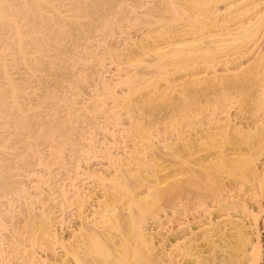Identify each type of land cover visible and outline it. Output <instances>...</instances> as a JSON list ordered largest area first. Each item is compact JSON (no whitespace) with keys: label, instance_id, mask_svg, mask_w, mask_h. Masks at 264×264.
Segmentation results:
<instances>
[{"label":"bare ground","instance_id":"bare-ground-1","mask_svg":"<svg viewBox=\"0 0 264 264\" xmlns=\"http://www.w3.org/2000/svg\"><path fill=\"white\" fill-rule=\"evenodd\" d=\"M154 1L155 0H152V3L149 0V3L146 4L147 2L145 0H0V117L6 118V116H14V120H17L18 117L16 116H19V119L16 121L18 124H16L11 117L10 119L13 120L14 125L8 121V127L12 125L14 126L12 129L18 130L17 128H19V131H16V133L19 134H17L18 136L15 131H10L11 127L9 130L7 125L5 126L4 122L7 121L3 119L0 120V130L3 129L5 132V134H3V131L2 133L0 132V200H2L3 197H9L8 194L10 193H16L17 198L20 196L19 193H21V190L19 191L17 187L19 185L17 183L15 184L16 181L7 174V170L9 167L10 169L12 168L11 166L16 160L17 162H15V164L20 168L19 170H21V168L25 169L24 165L26 164V158H23V156H25L23 154L24 148L25 144H28L27 140L31 137V132L35 129L36 125L35 124L33 128V124L30 122L35 119L31 120V118L33 115L35 116L37 112L40 113V111L45 109L47 105L46 103L35 102L36 98L29 101L31 98L28 99V94L29 92L31 93V91L28 92L27 89L29 90L37 87L36 90L39 88L40 92V95H36L38 96L37 98L41 99L44 97L45 99L52 98V100H56L57 96H60L57 92L62 94L61 91H59L62 86L61 83L63 81L69 82V80L80 73V70L71 71V69H73L72 66L74 67L75 64H79L82 60L84 61V59L85 62L86 59L90 61V63L86 62L89 63V65L92 63L91 59H96L98 64L93 62L94 67L96 66L97 68L99 65V68L101 66L103 67V63L108 57L110 60H114L113 62L116 61L117 63H115L118 66V63H123V61H121L122 59L126 60V57L128 59V57L130 58L132 56V59L136 60L134 57L143 54L140 52L145 53V49L148 51V49L150 50L154 47L159 53H154L156 56H150L152 60L149 59L148 65L146 66L145 64L146 67H140L141 69L135 70L136 72H134V74L130 72L131 74L126 73V75L121 76V74L118 73L120 74V85H133V82L137 83V81L142 82L143 80L152 79L154 74H161L162 71L168 70L166 74H169V71L171 73L176 69L177 71H182L181 69L184 71L186 68L188 72L186 70L185 72L187 74L180 77L181 79L179 78V82L176 79V85L180 84L182 87H186L184 89L180 85H177L176 87H180L177 88L178 90L182 88V90H185L183 93H188V91H190V94L188 93L189 96L192 94L195 95L193 98L191 96L192 99L188 98L189 100L184 104L186 107L190 106L191 108L192 106V108H197L198 113L200 108V106L198 108L200 104V100H198L200 98L199 96H205V98L206 96L214 97L220 95V93H222L223 96V92H225L228 100H226V102L229 104L226 105V107H229H227L225 111L222 110L223 108H217L219 110L216 109V112L212 110L206 117L204 116L205 119L207 118V123L205 122L207 125H205L206 128L208 124L212 127L211 129L210 127L206 129L204 126V129L202 128L203 131L205 129L208 130L205 131V134L196 132L193 138H188L189 136L187 135V137L180 129V132L177 131L179 133L177 134L179 136H177V142L175 141L174 143L173 141L170 142V136H168L172 131L167 134L165 133V139H161L163 140V145L160 141H157L158 139H155L157 144L159 142V144L162 145V148L158 147L160 145L154 143L156 146H154L155 148L150 146V154H148L149 152L147 150L145 151V149V152L141 154L138 152V156L143 154L145 158H142L144 156H140V158L135 156L136 152L134 156H132L130 151L127 150L129 147H126V149L124 146H121L125 148L123 152L127 150V153L123 154L121 149V154L116 149H119L120 146L118 145L119 147H117L116 145L118 143L116 144V142L113 141L112 146L116 144L114 145L116 149L115 152L114 148L111 149L110 143L108 144L102 142V140H98L93 143L94 145L91 147L93 151L88 149L94 154H98V156L97 154L95 156L98 158L101 157L102 160L104 159V161H106L104 164H100V166L97 165V167L92 165L89 166V164L84 166L82 165V160L85 159L83 156L85 155L86 158L89 157L91 159L92 155L91 157L88 156L91 152H86V150L80 151L81 149L79 148H77L79 150L76 149L75 151L76 143L75 145L73 144L74 146L70 144V148L72 147L74 149L76 155L80 153L79 155L81 158L77 155V159H69V162H65L67 167L63 164L64 161L62 160V164L65 168L59 166L64 169L62 171L63 178H59L61 174L59 169V172H57V174L59 173V175H57L58 179H55V174L52 177L49 175V178L55 177L53 178L56 180L55 182L51 179L54 183L47 179H45V182L43 179L44 176L42 177V175H37L38 178L34 176L37 178L36 180L40 177L44 182L39 180L38 183L42 182L47 187L46 189L42 187V192L38 191V193L40 192L42 194H39L40 199L41 196H46L45 198L43 197L45 202H55L56 199L58 200L60 194L62 196V193L65 192L70 194L68 195L71 200H69L68 204H71L78 215L76 216L79 220L78 224H76L77 227L76 229L71 227L73 230L71 231L70 229L68 235H63L61 230L63 228L60 227L61 223L56 219L57 212L49 210L51 208L54 209V203H52V207L46 205L49 208L46 207L43 211L48 209L50 212L54 211L55 214L52 212L51 218L50 213L48 215L47 211L45 212V217H47V215L49 216L45 218L47 219V225L45 224V226H43L46 229H41L42 232L40 233L39 231L38 233L40 234L38 235L30 234L32 236L29 237L31 238V242L29 243H33L31 245L29 244L28 249L26 248V244H28L26 243L27 241L24 243L22 239L20 241L26 246L22 249V251H24L20 252V248H23V244H20L21 242L18 241L22 247L20 246V250L15 247V249L18 250V252L16 251L18 256L15 255V251H13L12 256V250L6 249L9 245L6 244V247V245L1 242L3 239L0 241V245H2L0 250L3 247H6L5 249L7 250L6 252L1 250L2 254L3 252L6 254L10 251L11 253H9L11 256L17 259L13 261H18L21 264H264V243L262 244L264 240H260V226L264 219V0ZM150 4L154 7L149 8L150 6H146ZM145 6L146 9L148 7V10H146V12L145 10L144 12H140L139 9ZM132 17L136 18L132 19ZM152 19L157 20L154 22ZM132 20L134 22L142 20L140 23L144 24L143 26H148V30L144 28L146 31L150 32H146L141 38L137 37V39L134 38V40L132 39L131 41L128 39L131 44L127 43V45L125 43V47L123 44L124 41L119 42L117 36L122 33L120 31V27L124 26L122 22H127L124 24L128 25L129 23L130 25V23L132 24L133 22ZM137 23L139 24V22ZM155 24L156 28L158 24L161 29L158 28L161 32L157 31L158 36L160 35L157 37L159 39L156 38L157 40L154 37L152 38L153 31H151L154 29L151 27H154ZM124 27L126 28V26ZM187 31L193 34H188ZM196 33L200 38H197ZM187 34L190 35L191 38L185 37L184 39L183 36H187ZM122 35L119 37L122 38ZM150 38L154 43H152V46H149L147 41L148 39L150 40ZM92 40H95L97 43L95 41L92 42ZM113 40L114 43L111 42ZM90 42L92 44H90ZM161 42L162 44H159ZM120 43L124 47H118V45H121ZM92 50L93 52L95 50L97 53L95 52L94 55L91 53ZM86 56L90 60H88ZM93 56L95 57L93 58ZM139 59H141V57L137 58V60ZM129 61H124L123 64L125 65ZM85 62H83V64ZM131 62L133 61L131 60ZM11 68L19 69V71L21 69L22 73L20 74L19 72L20 77H14L15 74L11 73ZM117 68L116 72L117 70L119 72L121 65L120 68L119 66ZM127 70L129 69L127 68ZM106 71L107 70L103 68H99L95 72V75H97L96 81L98 79L97 82L100 81L101 83L104 80ZM162 74L164 75V73ZM166 74L164 78L169 76H166ZM81 78L80 82L83 80V78L82 80ZM170 78L169 80L165 79V82H167L166 80L171 82L173 78ZM161 79L162 78L159 80ZM49 80L52 81H50V84L52 83L51 86L48 83ZM115 81L119 82L117 80ZM174 82H171V86H175L174 84L172 85ZM28 83H34L36 85L34 86L33 84V87H31L32 85L27 86ZM108 83L109 82H107V84ZM57 86L60 87L58 88ZM49 88L52 89V92H49L51 91ZM162 88L163 87H161V89ZM103 89H105V85ZM108 89L107 91H109ZM129 89L128 91H130ZM173 89L176 91L175 87ZM107 91L105 94L112 97L110 91L112 95L114 91L110 90L108 94ZM132 91H134V89ZM166 91L165 88V92ZM65 95L66 94H64L63 97ZM121 96L123 97V95ZM60 97H62V95ZM141 97L142 100L145 101L144 99L146 98H144V96ZM210 98L207 99L210 100ZM32 101L35 103H32ZM62 102L63 101H60V99L58 102L55 101V103H53L51 115L48 113L50 117L47 119L46 114V119H41L43 121L37 124L40 125L43 130L41 129L40 131L42 133H35V135L37 134L40 140V137L44 136L42 139H44L45 143H43L46 144V142L48 143L50 141L52 145L49 144V146H53L54 142L55 145L62 142L65 147V145H69L68 142L71 140L69 139V131H66L69 137L67 138L65 135L66 132L64 130H66L67 127L65 129L64 126L62 127V124L67 126L70 121L67 122L68 119L65 117V119H67V124L63 121L64 124L62 119H59L61 113L63 114L60 110L63 108H60V106L58 107V105ZM121 102L126 103L125 100ZM160 102L162 103V101ZM64 103L67 105L66 101ZM102 103L103 102H101V104ZM141 103L139 102V104ZM164 103L166 104L167 102ZM71 104L69 103L70 106ZM95 104H92V106ZM177 104L176 102L175 105ZM74 105L76 104L74 103ZM68 106L67 108H69ZM130 107L132 108V106ZM33 108L38 111H35L36 113L32 115L30 111H32ZM124 108L126 109L127 106ZM79 109L81 110L82 108ZM133 109L135 110V108ZM138 109L139 108L136 110L138 111ZM70 110H73V108ZM119 111L118 113H120ZM197 113L196 109L191 111L190 116L192 118L194 116L196 119L193 121V119L190 118L189 122H192L191 126L189 125L190 129L193 126L194 128L196 127L195 129L201 128L203 126L202 124H204V117L202 119L199 117L197 118ZM184 116L186 117H183V119L189 118V112L187 115L184 114ZM61 117L63 118L64 115H61ZM2 120L4 122H2ZM202 120H204L203 123ZM36 122L37 121H35V123ZM136 122L138 123V121ZM189 122L188 124H190ZM71 124L72 123L69 125ZM128 124H130L129 121ZM188 124L186 126H188ZM15 125L18 127L15 128ZM72 125H74V122ZM133 125L135 124L133 123ZM186 126H184V129ZM122 127L124 128L125 126ZM76 128L77 127H74L73 129ZM126 128H128V126ZM186 130L188 131V129ZM38 131L37 129L36 132ZM130 132L131 131H127L126 133L133 137L135 133L133 135L131 132V135ZM13 134L15 135V141L13 139L12 143H10L9 139L10 136L13 137ZM41 134L44 135L41 136ZM145 134L143 133V135ZM136 136L137 135L134 136L135 138L133 137L134 139L132 137H130V139L133 140L134 145L131 143L132 146L134 148L136 147L135 149L137 150L139 144L135 146V143H137L135 139H139V137ZM58 140L59 142L56 143ZM203 140L205 144L206 142L208 143L206 145L202 144V148L201 143H203ZM139 141L142 142L141 139H139ZM123 142L126 143V141H122V143ZM62 143L61 145H63ZM154 144H152V146ZM143 145L145 144L143 143ZM57 146L58 145H56V147ZM53 147L51 149H53ZM58 147L56 149L54 148L55 150L53 151L59 154L62 147L61 149L60 145ZM148 147L149 145H146V147L144 146L146 149ZM13 148L20 150V152L23 148V153L14 151L13 154L11 153ZM67 148H69V146ZM160 148L162 150L164 149L163 152L161 151L163 154H161ZM8 149L9 152H6ZM73 149H70L71 153L69 151L70 158L74 153H72ZM156 149L159 150L160 154L157 155L158 152H154ZM37 151L35 155L37 154L38 156L39 150L37 149ZM53 151L52 155L57 154L55 152L53 153ZM32 152L34 153V150ZM40 152L42 153L43 151ZM61 154L60 152L58 157H56L57 155H55V157L53 156L56 161L53 160V157L50 158L52 162H55L54 164L60 162L61 159H59V156H61ZM145 154L148 155L147 157L150 155V157L147 158ZM40 156H43V154ZM62 156L60 158L63 159ZM206 156L210 157L211 161H215H213L212 166L206 164V160H208ZM97 157L95 158L97 159ZM80 159L82 160L80 161ZM157 159H163L162 162H165V165L162 167L160 166L159 169H162V175L165 177L163 179H165L166 182L169 181L167 184L168 186L166 185L167 187L163 190L157 188L159 183L156 184V181V183L151 182L146 178L148 176H153L151 177L153 179L156 177L157 172L154 162ZM86 160H88V158ZM85 162L87 163L90 161ZM35 163L37 164V162ZM45 163L42 162V166L46 165L43 167L47 168V164ZM28 167L30 166L28 165ZM48 168H51V166ZM53 168L54 166L52 169ZM52 171L48 173L51 174ZM56 171L54 170L53 173ZM160 171L161 170H159V172ZM21 174H24L23 170ZM30 174L32 175L33 173ZM24 176L29 177L26 173ZM46 176L48 177V174ZM35 177L32 179L30 176L29 178L33 181ZM87 179H91L95 183L94 185H97V188L99 185L102 195L101 198H99L100 200L96 201L94 205L86 207L85 200H87V198L85 199V191H87V186L83 187L82 183H87ZM149 182H151L150 184L152 185L147 187V183ZM136 183L138 185L140 184L139 186L142 187L144 186L142 185L143 183L147 184V188L145 187L144 191L142 193L140 192V195L134 193V189H138ZM36 185L34 187H36ZM62 189L66 191L60 193ZM23 190L24 189H22V191ZM25 191L26 190L22 192L24 194L20 199L24 198V195L25 197L27 196L28 190L26 191L27 193ZM124 194L129 196L125 202H123ZM31 196L32 195H30L29 198ZM39 196L37 195V198L36 196H32L33 198H31L32 200L35 198L36 201V199L39 200ZM88 197L90 198V196ZM32 200L30 199V201ZM35 201L31 202V207H29L28 204L30 209L33 208L32 206L36 203ZM40 201L41 200H39V203ZM56 203L55 205H57ZM2 205L1 201L0 208ZM58 205H60V203H58ZM42 206L40 207L41 210ZM27 209L26 211H28ZM1 211L2 209L0 212ZM32 211H34V209H32ZM124 211H126V213ZM127 213L128 215H126ZM37 218H35V221H37ZM149 221H151L152 224H150ZM5 227L6 225L1 229H5ZM28 228L29 225L27 229ZM11 231L12 230H10V232ZM12 232L15 234L14 231ZM26 235L28 234L26 233ZM13 236L14 235H12V238ZM11 241H9V248H11ZM14 241L15 240H13L12 245H17V247H19L18 242L15 241L17 243L15 245ZM3 256L2 258H6L7 255ZM9 256H7L6 260L9 259L12 261L11 258H8ZM5 258L0 261L1 264L2 262L5 264ZM10 261L8 262L9 264Z\"/></svg>","mask_w":264,"mask_h":264},{"label":"rangeland","instance_id":"rangeland-1","mask_svg":"<svg viewBox=\"0 0 264 264\" xmlns=\"http://www.w3.org/2000/svg\"><path fill=\"white\" fill-rule=\"evenodd\" d=\"M147 3L146 4H148L149 2V0H145ZM157 0H155L154 2H156ZM150 2H152V0H150ZM153 3V2H152ZM151 3V4H152ZM151 4L150 5H146V6H150L149 8H153L154 6H151ZM155 4V3H154ZM153 4V5H154ZM146 6L144 7V8H142V9H139V11L140 12H144V10H145V12H146V10H148V7H147V9H146ZM168 15V14H167ZM136 16H137V14H136ZM140 16V15H139ZM134 17H132V19H133ZM136 18V17H135ZM134 18V19H135ZM154 19H152V21H153ZM155 20H157V19H155ZM155 20H154V22H155ZM133 21V20H132ZM142 21V20H141ZM141 21H137V22H139V24L135 21H133L132 22V24L130 23V25H129V23H128V25L127 24H124V23H127V22H122V24L124 25V26H126V28L124 27V26H122V24H121V26L122 27H120V31L122 32L121 34H119V36H121L124 32V34L122 35L123 37L121 38V37H119V36H117L118 37V41L119 42H123V44L125 45V47H126V44L127 43H130V41L133 39L134 40V38L135 39H137V37L139 38H141V36L142 35H144L146 32H150V31H146V30H148V26H143L144 24H142V23H140ZM146 28V30H145V28ZM125 28V29H124ZM153 30H151V31H153V34H152V38L154 37L155 39L157 38V37H159L158 36V32L157 31H159V32H161L160 30V28H159V26H158V24H157V28H156V24L154 25V27H151ZM158 28L160 29V30H158ZM155 29H156V31H155ZM123 30V31H122ZM156 33H155V32ZM187 33H188V31H187ZM10 34V33H9ZM8 34V35H9ZM156 34V35H155ZM160 34H162V33H160ZM188 34H193V33H188ZM187 34V36H189V37H187V36H183L184 37V39H185V37L186 38H191L190 37V35H188ZM10 36V35H9ZM193 36H195V35H193ZM196 36H197V38L199 37V35L196 33ZM126 37V38H125ZM200 38V37H199ZM96 39V38H95ZM99 39V38H98ZM123 39H125V40H123ZM128 39L130 40V41H128ZM157 39H159V38H157ZM156 39V40H157ZM95 41V40H94ZM93 40H92V42H94ZM148 41V43H149V46H152V43H153V41H152V39L150 38V40L148 39L147 40ZM147 41H146V43H147ZM159 41V40H158ZM96 42V41H95ZM111 42H113L114 43V40L113 41H111ZM160 42V41H159ZM97 43V42H96ZM126 43V44H125ZM90 44H92L91 42H90ZM93 44H95V43H93ZM121 44V43H120ZM131 44V43H130ZM129 44V45H130ZM151 44V45H150ZM154 44V43H153ZM159 44H162V42L161 43H159ZM116 45V44H115ZM118 45V44H117ZM128 45V44H127ZM121 46H123L122 44L119 46L118 45V47H121ZM148 46V47H149ZM155 46V45H154ZM115 47V46H114ZM124 47V46H123ZM155 47H157V46H155ZM95 48V47H94ZM151 48V47H150ZM93 49V48H92ZM100 49H102V48H100ZM100 49H99V51H100ZM121 49V48H120ZM153 49V50H152ZM154 47H152L150 50L148 49V51H146V49H145V53L144 52H140V53H143V54H140V56H137V57H134V58H136V60L135 59H132V56L129 58L128 57V59H127V57H126V60H121V61H123V63H124V61H126L127 62V60L129 61L128 63H126L125 65L122 63V64H119L118 63V66H119V68H120V65H121V68L119 69V72H118V70H117V72H116V69H118L117 67V62L115 63V62H113L114 60H110V58H106V61H104V63H103V67L101 66V67H99V68H103L104 70H107L106 71V73L104 74L105 75V77H104V80L100 83V81L99 82H97L98 81V79H97V81H96V76L97 75H95L96 73V71L99 69L98 68V66H97V68H96V66L94 67V63H97L98 64V61H96V59H91L92 61V65L90 66L89 65V63H90V61H87V59H86V62H89V63H86L85 62V59H84V61L83 62H85L84 64H83V62L81 61L79 64H75V66L73 67L72 66V68L73 69H71V71L72 70H75V71H79L80 70V73L77 75V73H76V77H78L79 75H82V76H79L78 78H76V77H73V79H71V80H69V82L67 81V82H65V81H61L60 83H61V87H60V90L59 91H61V93L62 94H60L59 92H57V94L58 95H62V97H63V95L64 94H66L64 97H63V99H62V97H60V96H57V98L56 97H53V98H56V100L55 99H53L52 100V98H41V99H39V98H37L38 96H36L37 94L38 95H40V92H39V88L36 90V88L37 87H34V89H27V91L29 92V91H31V93L29 92V94H28V92H27V94H28V99H30L29 101H31V100H34L35 98H36V100H35V102H41V103H46L47 105L45 106V109H43L42 111H40V113L39 112H37V114L39 115V117H38V115L37 114H35L36 112L35 111H38V110H35V108H33V110L32 111H30V113L33 115V114H35V116L33 117L32 116V118H31V120L32 119H35L34 121L32 120V122H30V123H32L33 124V128H34V125H35V131L34 130H32V132H31V137L27 140V142H28V144H25V148H26V151H25V148H24V153H23V148L21 149L22 151V153L26 156H23V158H26V164H27V166H26V164L24 165L25 167V169H26V171H25V169H22L21 168V170H19L20 168L19 167H17V164H15V162H17V160L16 161H14V163L12 164V168L11 169H13V170H11L10 169V167H9V169L7 170L8 172H7V174H9L11 177H13L12 179L13 180H15L14 182H15V184L17 183L19 186H17L18 187V189H19V191L22 193V192H24V190H28L27 192H28V194H27V196L25 197V195H24V198H21L20 199V197H23V194L24 193H22V196H21V193H19L20 194V196H18V198H17V195H16V193L14 194V193H10V194H8L9 195V197H3V199L2 200H0V202L2 201V206H1V208H0V210L2 209V211L0 212V215H2V216H0V241L2 242V243H4L5 245L7 244V245H9L10 246V242L9 241H11L13 238H15V239H13V240H15V241H20V240H22L23 239V241H24V243L26 242V243H28V244H26L27 245V247L24 245V243H22L21 241V243L20 242H18V245H19V247H17V243L14 241V243H15V245L16 246H14V245H12V243H13V240L11 241L12 243H11V248H9V246L7 247V245H6V249L7 250H9L10 249V251L12 252V256H13V251H17L18 252V250H20V252H23L22 251V249H24V247H26L27 249H28V246H29V242H31L30 240H31V238H29V237H31L32 235H30V234H35V235H38V234H40L42 231H41V229H46V228H44L43 226H45V224L47 225V219H45V218H48L49 216V213H50V217L52 218V212H57L56 213V219L59 221V223H61V228H63V229H61L62 230V234L63 235H68L69 234V231H70V229H71V231L73 230L72 228H74V229H76V224H78V219L76 218V216H78L77 214H76V211L74 210V208L71 206V204H68L69 203V200H71V198H69L70 196V194L69 193H62V196H61V194H60V196L58 197V200L56 199V201H57V203H56V201L55 202H53V201H50L49 203H50V205H49V203H48V201H46L45 202V197L46 196H41V199H40V196H39V194H41L40 192H42V190H43V188H47L46 187V185L44 184V183H42V182H44L45 181V179H47L48 181H50L51 179L52 180H54L53 178H55V179H58L57 178V175H59V173L57 174V172H59V170H60V175H59V178H63V168H65V166L67 167V165H66V163L65 162H69V159H72L73 160V158H74V160L75 159H77L76 158V156L77 155H79L78 153H77V155H76V152H74V149L71 147L70 148V144H71V146L74 144L75 145V143H76V148H75V151H76V149L77 148H79V149H81L80 151H83V150H86V152H91V151H93L92 149H91V147L94 145L93 143H95V142H97L98 140H102V142H106V143H110L111 145V149H115V147H114V145H116L117 143V147H119L120 146V148L118 149V148H116L117 149V151L118 152H120L121 153V149H122V152H123V150L126 148V147H129L127 150L128 151H130V154H132V156H134V153L136 152V154H135V156H138V152L141 154V153H143V152H145L146 150L149 152L148 154H150V152H151V147H154V146H156L154 143H156L157 144V141H160V143L162 144V141L165 139L164 137H166V136H164V135H166L167 133H169V132H171V133H169V135L168 136H170V142H174L175 143V141H176V139H178L177 138V134H179L177 131H179L180 132V129H181V131H183L185 134H186V136L188 137V138H193L194 136H195V133L196 132H201L202 134H205V131H208V130H206L208 127H210V129L212 128L211 126H209V124H208V127L206 128V123H207V118L205 119V117H206V115H208L209 113H211L212 112V110H215V112H216V109L217 108H219V109H222L223 111H225V109L227 110V107H229V106H227L226 107V105L228 104V102H226V100H227V96H226V94H225V92H223L224 93V95L222 96V93H220V95H221V97H220V95H217V96H214L215 97V100H214V97L213 96H206V98H205V96H203V97H201V96H199V97H197V98H199L198 100H200V104L198 105V108H199V106H200V108H199V114L197 113V108H192V106H191V108H190V106L188 107H186L184 104H186V101L187 100H189L188 98H191V96H192V98L193 97H195V95L194 94H192V95H188V93L190 94V91H188V93H186V92H184L183 93V91H185V90H182V88H186V87H182V85H180V84H177V85H180L182 88L180 89V90H178L177 88L179 87H176L177 85H176V82L178 81L179 82V80L181 79L180 77H183V76H185V74H187L186 72H185V70L187 71V69L185 68V70L183 71V69H181L182 71H180V70H178L177 71V69L175 70V71H173L172 73L169 71V74H166V72L168 73V70H166V71H162V73H164V75L162 74H158V73H156V75L154 74L153 75V77L155 78H153L152 77V79L150 78V79H147V80H141L142 82H138L137 81V83H134L133 82V85L131 84V85H127V86H125V84H124V86H122L123 84H119L120 83V80H119V75L121 74V76L122 75H126V73L127 74H134V72H136L140 67H142V68H144V67H146L147 65H148V61H150V60H152L151 58H150V56H156V54L157 53H159L158 51H156V49H155V51H154ZM102 51V50H101ZM96 51L94 50V52H93V50H92V52L91 53H95ZM117 52H119V51H117ZM121 52V51H120ZM148 52V53H147ZM87 53V52H86ZM97 53V52H96ZM100 53V52H99ZM114 53V52H113ZM154 53H156L155 55H154ZM119 54V53H118ZM151 54V55H150ZM85 55V54H84ZM88 55V54H87ZM95 55V54H94ZM148 55V56H147ZM96 56H97V54H96ZM134 56V55H133ZM143 56H145V57H143ZM87 57V56H86ZM85 57V58H86ZM95 56H93V58H94ZM138 57H141V59H139V60H137V58ZM84 58V57H83ZM88 58V57H87ZM91 58H92V55H91ZM125 58V57H124ZM146 59V60H144V59ZM150 59V60H149ZM88 60H90L89 58H88ZM96 62H95V61ZM98 60V59H97ZM103 60V59H102ZM104 60H105V57H104ZM131 60L133 61V62H131ZM143 60V61H142ZM120 61V62H121ZM145 61V62H144ZM146 61H147V63H146ZM94 62V63H93ZM188 62H190V61H188ZM193 62H194V60H193ZM81 63H82V65H81ZM139 63V64H138ZM144 63V64H143ZM192 63V62H191ZM105 64V65H104ZM129 64V65H128ZM132 64V65H131ZM145 64H146V66H145ZM190 64V63H189ZM188 64V65H189ZM82 66V68H81V66ZM138 65H139V67H138ZM142 65V66H141ZM137 66V67H136ZM200 66V65H199ZM91 67V68H90ZM106 67V68H105ZM80 68V69H79ZM127 68L129 69V70H127ZM96 69V70H95ZM141 69V68H140ZM15 70H16V72H15ZM23 70V69H22ZM92 70V71H91ZM125 72H123V71ZM126 70V71H125ZM136 70V71H135ZM10 71H12L11 73L13 74H15L14 75V77L16 76H19L21 73H22V71H21V69H20V71H19V69H12L11 68V70ZM24 71V70H23ZM74 71V72H75ZM84 71V72H83ZM129 71V72H128ZM19 72H20V74H19ZM25 72V71H24ZM86 72V73H85ZM94 72V73H93ZM131 72V73H130ZM188 72V71H187ZM16 73H18V74H16ZM91 73V74H90ZM93 73V74H92ZM118 73H120V74H118ZM171 73V74H170ZM87 74V75H86ZM90 74V75H89ZM118 74V75H117ZM158 74V75H157ZM165 74H166V76L167 75H169L168 77H166V78H164L165 77ZM172 74H174V75H172ZM89 75V76H88ZM95 75V76H94ZM117 75V76H116ZM172 75V77L170 78V76ZM160 76V77H159ZM162 76V77H161ZM20 77V76H19ZM21 77H22V75H21ZM83 78V80H82V78ZM151 77V76H150ZM157 77V78H156ZM23 78V77H22ZM80 78H81V80L82 81H84V82H80ZM89 78V79H88ZM149 78V77H148ZM160 78H162L161 80H159ZM169 78L170 79H172L173 78V80H171V82L173 81H175L174 83H172V85L174 84L175 86H171V82L169 81L168 82V80H169ZM180 78V79H179ZM95 79V80H94ZM165 79H168V80H166L167 82H165ZM176 79H177V81H176ZM77 80V81H76ZM115 80H117V81H119V82H116ZM149 80V81H148ZM50 81L51 80H49V85L51 86L52 85V83L50 84ZM73 83H72V82ZM109 82L108 84H107V82ZM112 81V82H111ZM146 81V82H145ZM152 81V82H151ZM52 82V81H51ZM115 82V83H114ZM164 82V83H163ZM20 83V82H19ZM32 83V82H31ZM31 83H28V84H30V85H28L27 84V86H31V87H33V84H31ZM47 83V84H48ZM67 83V84H66ZM114 83V84H113ZM117 83V84H116ZM21 84V83H20ZM102 84V85H101ZM166 84H167V86L170 88V86H171V88L169 89L167 86H166ZM19 85V84H18ZM36 84H34V86H35ZM57 85H60V84H57ZM104 85H105V89H103L104 88ZM107 85V86H106ZM115 85V86H114ZM120 85V86H119ZM64 86V87H63ZM101 86H103V87H101ZM110 86V87H109ZM164 86H166V87H164ZM58 87V86H57ZM58 87V88H59ZM114 87V88H113ZM129 87H130V89H129ZM161 87H163L162 89H161ZM176 88V91H175V89H173V88ZM220 87H222V86H220ZM108 88H110V89H108ZM165 88H166V92H165ZM180 88V87H179ZM64 91H62V90ZM103 89V90H102ZM107 89L110 91V90H113L114 91V94L112 95V92L110 91V95L112 96V97H109V96H107L105 93H106V91H107ZM128 89L130 90V91H128ZM134 89V91H132ZM157 89V90H156ZM48 90V89H47ZM49 90H51V91H49V92H52V89H50L49 88ZM164 92H163V91ZM178 90V91H177ZM182 90V91H181ZM187 90V89H186ZM102 91H103V93H102ZM109 91H107V94L109 93ZM132 91V92H131ZM159 91V92H158ZM162 91V92H161ZM169 91V92H168ZM173 91V92H172ZM97 92V93H96ZM123 92V93H122ZM128 92V93H127ZM160 93V94H158V93ZM168 92V93H167ZM182 92V93H181ZM47 93H48V91H47ZM126 93V94H125ZM173 93V94H172ZM116 94V95H115ZM125 94V95H124ZM56 95V94H55ZM54 95V96H55ZM106 95V96H105ZM121 95H123V97L121 96ZM149 95H151V96H149ZM162 95V96H161ZM194 95V96H193ZM113 96H114V98H113ZM141 96H144V98H146V99H144L145 101H143L142 100V97ZM148 96V97H147ZM155 96V97H154ZM183 96H185V97H183ZM188 96V97H187ZM225 96V97H224ZM107 97V98H106ZM117 97V98H116ZM126 97V98H125ZM168 97V98H167ZM176 97H177V99H176ZM211 97V98H210ZM217 97V98H216ZM219 97V98H218ZM223 97V98H222ZM122 100H121V99ZM163 98H165V99H162ZM191 98V99H192ZM207 98H210V100L209 99H207ZM212 98H213V100H212ZM59 99H60V101L62 100L63 102L62 103H64L65 101H66V104L67 105H65V103L64 104H60V105H58V107L60 106V108H63V109H61L60 110V108H59V110L61 111V112H63V114L61 113V115H64V119L61 117V115H60V117H59V119L61 118L62 119V122L64 121L66 124H67V122H69V124L70 123H72L73 124V122H74V125H67V126H65V125H63L62 124V127L64 126V129L67 127L68 128V130H67V128H66V130H64L65 132L67 131H69V135H70V137L69 136H67V132H66V136H67V138L69 137V139H71L72 140V142H71V140H69L70 142H68L69 143V145H65V147H64V144L61 142V140H60V142L63 144V145H61V143L60 144H56V145H60V149H61V147H62V149H61V151H59V154H60V152L62 153L61 154V156L63 157V159L62 158H60L61 156H59V159H61L60 160V162L59 163H56V164H54L55 162H52V159H50V158H52L53 156L55 157V155H57L56 157H58V153L57 152H55V151H53V150H55L57 147H56V145H55V142H54V147L53 146H51L52 145V143H50V141L47 143L46 142V144H44L45 143V141H44V139H42L44 136V134H41V136H43V137H40L41 138V140L38 138V135L36 136L35 135V133H38V134H40V133H42V132H40L41 131V129L43 130V128L42 127H40V125H37V124H39L40 123V121H43L44 119H48V117H50L49 116V114L48 113H50V115H51V113H52V108H53V103H55V101H59ZM114 99H115V101H114ZM120 99V100H119ZM139 99V100H138ZM151 99H152V101H151ZM176 99V100H175ZM206 99V100H205ZM221 99V100H220ZM120 102H119V101ZM126 101V103L125 102H121V101ZM167 100V101H166ZM170 100V101H169ZM180 100V101H179ZM212 100V101H211ZM224 100V101H223ZM23 101V100H22ZM53 101V102H52ZM114 101V102H113ZM132 101V102H131ZM136 101H138V102H136ZM160 101H162V103L160 102ZM183 101H184V103H183ZM215 101V102H214ZM228 101V100H227ZM34 101H32V103H33ZM34 102V103H35ZM101 102H103L102 104H101ZM128 102H130V103H128ZM139 102L141 103V104H139ZM144 102V103H143ZM153 104H152V103ZM164 102H167L166 104L164 103ZM177 102L178 104L177 105H175V103ZM205 104H204V103ZM214 102V103H213ZM222 102V103H221ZM69 103L71 104V106L69 105ZM74 103L76 104V105H74ZM96 103V104H95ZM133 103V104H132ZM138 105H137V104ZM172 105H171V104ZM212 103V104H211ZM92 104H95V105H93L92 106ZM127 104V105H126ZM129 104H131V105H129ZM180 104H181V106H180ZM208 104V105H207ZM217 104V105H216ZM65 105V106H64ZM69 105V106H68ZM73 105V106H72ZM119 105H120V107H119ZM129 105V106H128ZM160 105V106H159ZM162 105H164V106H162ZM223 105V106H222ZM229 105V104H228ZM62 106V107H61ZM67 106L69 107V108H67ZM122 106H124V107H126L127 106V108L125 109L124 107H122ZM130 106H132V108L130 107ZM134 106V107H133ZM136 106H137V108H139L138 109V111L136 110L137 108H136ZM150 106V107H149ZM172 106V107H171ZM174 106V107H173ZM202 106V107H201ZM219 106V107H218ZM221 106V107H220ZM57 107V106H56ZM83 107H84V109H83ZM89 109H88V108ZM91 107V108H90ZM97 109H96V108ZM142 107V108H141ZM148 107V108H147ZM154 107V108H153ZM167 107V108H166ZM176 107V108H175ZM185 107V108H184ZM213 107V108H212ZM73 108V110H70V109H72ZM76 108V109H75ZM79 108H82L81 110L79 109ZM92 108H94V109H92ZM102 108V109H101ZM121 108V109H120ZM133 108H135V110L133 109ZM187 108V109H186ZM36 109H38V108H36ZM98 109H99V112H98ZM122 110V109H124V110H122V111H119V110ZM131 110V111H129V110ZM144 109V110H143ZM150 109V110H149ZM155 109V110H154ZM177 109H178V111H177ZM189 109H191V110H189ZM196 109V113H197V118L199 117L200 119H202L204 116V119H205V121L204 120H202V123H203V121H204V124H202L203 126L200 128H197V129H195L194 128V126L193 127H191V129H190V127H189V125L191 126V123L192 122H189V120H190V118H192L191 116H190V114H191V111L192 110H195ZM219 109H217V110H219ZM74 110H76V111H74ZM78 110V111H77ZM93 110V111H92ZM102 112H101V111ZM128 110V111H127ZM140 110V111H139ZM142 110V111H141ZM173 110H175V111H173ZM73 111V112H72ZM79 111H81V112H79ZM118 111L120 112V113H118ZM155 111V112H154ZM182 111V112H181ZM202 111V112H201ZM66 112V113H65ZM69 112V113H68ZM71 112V113H70ZM78 112V113H77ZM101 112V113H100ZM104 112V113H103ZM118 113V115H117V113ZM186 112V113H185ZM188 112H189V118H185V119H183V117H186V116H184V114L185 115H187L188 114ZM201 112V113H200ZM205 112V113H204ZM214 112V111H213ZM218 112V111H217ZM178 113V114H177ZM184 113V114H183ZM46 114H47V117H46ZM65 114H66V116H65ZM181 116H180V115ZM194 114H195V112H194ZM204 114V115H203ZM17 115V114H16ZM200 115V116H199ZM120 116V117H119ZM132 116V117H131ZM202 116V117H201ZM11 118H13V120H14V116L12 117V116H10ZM10 117L9 116H6V118L4 117V118H2V117H0V120L1 119H3L4 121H7V122H4L3 120H2V122H4V124H5V126L7 125V127H8V121L12 124L13 123V125H14V122L16 123V124H18L16 121L19 119V116L17 115L16 117H18V119L17 120H14V122H13V120L12 119H10ZM36 117V118H35ZM38 117V118H37ZM44 117V118H43ZM46 117V118H45ZM65 117L68 119V121H67V119H65ZM16 119V118H15ZM41 119H43V120H41ZM60 119V120H61ZM136 119V120H135ZM182 119V120H181ZM193 121H194V119H196V117H194L193 116ZM192 119H191V121H192ZM200 119H199V121H200ZM133 120V121H132ZM12 121V122H11ZM35 121H37L36 123H35ZM67 121V122H66ZM128 121H129V123L130 124H128ZM136 121H138V123L136 122ZM184 121V122H183ZM39 122V123H38ZM63 122V123H64ZM126 122V123H125ZM188 122L190 123V124H188ZM206 122V123H205ZM7 123V124H6ZM64 123V124H65ZM133 123L135 124V125H133ZM188 124V126H186L187 124ZM10 124V125H11ZM31 124V125H32ZM61 124V123H60ZM128 126V128H126L127 126ZM131 125V126H130ZM193 125V124H192ZM206 125V126H205ZM16 126V125H15ZM61 126V125H60ZM122 126H125L124 128L126 129H124ZM182 126H183V128H182ZM184 126H186L185 127V129H184ZM199 126V125H198ZM204 126H205V130L203 131V129H204ZM6 127V128H7ZM10 127H11V130H10ZM10 127H8L9 128V130L12 132V131H15V133H16V131L18 132L19 131V128H17L18 126H16L15 128H17L18 130H16V129H12V128H14V126H10ZM20 127V126H19ZM37 127V128H36ZM61 127V128H62ZM74 127H77L76 129H73ZM139 129H138V128ZM137 128V129H136ZM146 128V129H145ZM203 128V129H202ZM37 129L39 130L38 132H36L37 131ZM128 129V130H127ZM133 129V130H132ZM141 129V130H140ZM184 129V130H183ZM186 129H188V131L186 130ZM199 129V130H198ZM209 129V128H208ZM63 130V129H62ZM122 130V131H121ZM124 130H125V132H124ZM137 130V131H136ZM194 130V131H193ZM196 130V131H195ZM198 130V131H197ZM201 130V131H200ZM2 131H3V134H5V132H4V130L3 129H1L0 130V132L2 133ZM34 131V132H33ZM64 131H62L63 133H65ZM129 132V131H131L132 133H133V135H134V133H135V135H137L136 137H139V139H141V141L142 142H140L139 141V139H135L136 141L135 142H137V143H135L136 145L135 146H137V144H139V146H137L138 148H137V150L132 146V144H133V140L132 139H130V137H132V136H130L128 133H126V132ZM140 131V132H139ZM142 131V132H141ZM71 132V133H70ZM131 132H130V134H131ZM136 132H137V134H136ZM188 132V133H187ZM204 132V133H203ZM126 133V134H125ZM143 133L145 134V135H143ZM166 133V134H165ZM189 133H190V135H189ZM18 133H16V135H17ZM33 134V135H32ZM77 134V135H76ZM80 134V135H79ZM122 134V135H121ZM142 134V135H141ZM19 135V134H18ZM17 135V136H18ZM76 135V136H75ZM84 137H83V136ZM126 135H127V137H126ZM129 135V136H128ZM132 135V134H131ZM134 135V136H135ZM13 137H11L10 136V139H9V141H10V143H12V141H13V139H14V141H15V135L13 134L12 135ZM40 136V135H39ZM123 136V137H122ZM133 136V137H134ZM149 136V137H148ZM203 136V135H202ZM205 136V135H204ZM34 138V140H33V138ZM72 137V138H71ZM74 137V138H73ZM132 137V138H133ZM161 137V138H160ZM179 137V136H178ZM32 138V139H31ZM76 138V139H75ZM126 140H125V139ZM135 138V137H134ZM133 138V139H134ZM148 138V139H147ZM163 138V140H161ZM12 139V140H11ZM35 139H36V141H35ZM123 139V140H122ZM128 139V140H127ZM129 139H130V141H129ZM157 141H156V140ZM126 141V143L125 142H123L122 143V141ZM154 140V141H153ZM204 140H207V139H204ZM204 140H203V143H201V147L205 144V142H204ZM113 141L114 142H116V144H114L113 146H112V144H113ZM121 141V142H120ZM140 143H139V142ZM208 141V140H207ZM26 142V143H27ZM44 142V143H43ZM57 142H59V140L58 141H56V143ZM151 142V143H150ZM177 142V141H176ZM132 143V144H131ZM142 143V144H141ZM143 143L145 144V145H143ZM147 143V144H146ZM208 142H206V144H207ZM30 144H31V146H30ZM49 144H51L50 146H49ZM78 144V145H77ZM122 144V145H121ZM142 146H141V145ZM152 144H154L153 146H152ZM161 144H159V142H158V144L157 145H160V146H158V147H161L162 145ZM203 144V145H202ZM205 144V145H206ZM73 145V146H74ZM80 145V146H79ZM91 145V146H90ZM119 145V146H118ZM126 145V146H125ZM134 145V144H133ZM146 145H149V147L146 149V148H144V146L146 147ZM198 145V144H197ZM200 145V144H199ZM27 146V147H26ZM69 146V148H67ZM83 146V147H82ZM121 146H124V147H121ZM53 147V149H51ZM56 147V148H55ZM82 147V148H81ZM133 147V148H132ZM32 148V149H31ZM55 148V149H54ZM59 148V147H58ZM64 148V149H63ZM91 150V151H89V149ZM132 148V149H131ZM143 148V149H142ZM155 148V147H154ZM162 148V147H161ZM159 149L160 150V152L162 151L163 152V150L162 149ZM203 148V147H202ZM9 149H11V148H9ZM9 149L8 150H6V152L8 151L9 152ZM31 149V150H30ZM37 149L39 150V153H38V156H37V154L35 155V153L36 152H38L37 151ZM51 149V150H50ZM69 149V150H68ZM70 149H73V151H72V153H73V155H72V157L70 158V153H71V150ZM79 149H77V150H79ZM116 149H115V152H116ZM133 149H135V150H133ZM144 149H145V151H144ZM149 149H150V151H149ZM12 150V149H11ZM10 150V151H11ZM34 150V153L32 152ZM36 150V151H35ZM49 150V151H48ZM63 150H65V151H63ZM127 150H125L124 152H123V154H125V153H127L126 151ZM142 150V151H141ZM158 149H156V151L154 150V152L155 153H157V155L158 154H160L159 153V150L157 151ZM14 151L15 152H20V150H17L16 148H13V151L11 152V153H13L14 154ZM40 151H43L42 153L40 152ZM52 151H53V153L55 152V153H57V154H53L52 155ZM69 151H70V153H69ZM131 151H132V153H131ZM152 151H153V149H152ZM4 152H5V149H4ZM20 152V153H21ZM161 152V154H163ZM33 153V154H32ZM41 153V154H40ZM129 153V152H128ZM147 153V152H146ZM29 154H32V155H29ZM43 154V156H45V157H43V156H40V155H42ZM45 154V155H44ZM85 154V153H84ZM84 154H82V155H84ZM86 154H88V153H86ZM94 153L93 152H91L88 156H90L91 157V155H92V157L93 156H95L97 153H95L94 155H93ZM122 154V153H121ZM139 154V155H140ZM51 155V156H50ZM146 155V154H145ZM31 157V158H29V157ZM67 156V157H66ZM80 156V155H79ZM87 156V155H86ZM97 156H98V154H97ZM97 156H95V157H97ZM140 156H144L143 154L142 155H140ZM140 156H138L139 158H140ZM148 155H146V157H147ZM33 157V158H32ZM39 157V158H38ZM40 157H43V158H40ZM53 157V160H55V158ZM66 159H65V158ZM78 157V156H77ZM85 159L84 160H82V159H80V161L82 160L83 162V164L82 165H84V166H86L87 164H89V166H95V167H97V165H99L100 166V164H104V162L106 161H104V159L102 160V158L101 157H97V159L95 158V157H91V159L89 158V157H87L88 158V160H86L87 158L85 157V155L83 156ZM82 157V158H83ZM149 157H150V155H149ZM149 157H147V158H149ZM35 158V159H34ZM38 158V159H37ZM47 158V159H46ZM80 158H81V156H80ZM142 158H145V156L144 157H142ZM206 158L209 160V162H208V160H206L207 161V163L206 164H208V165H210V166H212L213 164V161L214 160H210V157H207L206 156ZM29 159V160H28ZM32 159V160H31ZM40 159V160H39ZM58 159V158H57ZM90 159V160H89ZM29 162H31V163H29ZM31 160V161H30ZM37 160V161H36ZM44 160V161H43ZM47 160H49V161H47ZM64 161V163H63V161ZM158 160V161H157ZM157 160H155V162H154V164H155V169H156V172H157V174H156V179L154 178H151V177H153V176H148V177H146V178H148V180L149 181H151V182H155L156 184H158V187L157 188H159L160 190H163L165 187H167L168 185V183H169V181H165V179H163V178H165L164 177V175H162L163 174V172H162V169H159V167L161 166H163V165H165V162L163 163L162 162V160L161 159H157ZM41 161V162H40ZM45 161H46V163H45ZM56 161V160H55ZM71 161V160H70ZM85 161H90V162H85ZM35 162H37V164L35 163ZM40 162V163H39ZM42 162H44L45 164H47V168L46 167H43V166H46V165H43L42 166ZM85 162V163H84ZM103 162V163H102ZM215 162V161H214ZM35 163V164H34ZM65 165V166H63V164ZM157 163V164H156ZM16 166H15V165ZM52 164V165H51ZM28 165L30 166V167H28ZM35 165V166H34ZM60 165V166H62L61 168H60V166L58 167V166ZM41 166V167H40ZM49 166H51V168H48ZM54 166V168L52 169V167ZM56 166V167H55ZM14 167V168H13ZM16 167V168H15ZM32 167H33V169H32ZM43 168H46V169H43ZM56 168H57V171H56ZM157 168H158V170H157ZM16 169V170H15ZM18 169V170H17ZM29 171H28V170ZM35 172H33L32 170ZM48 169V170H47ZM51 169V170H50ZM59 169V170H58ZM62 169V170H61ZM22 170L24 171V174H21V172H22ZM36 170V171H35ZM46 170H47V172H46ZM55 170L56 172L55 173H53V171ZM159 170H161L160 172H161V174H160V172H159ZM11 171V172H10ZM17 171H19V172H17ZM52 171V173L50 174V173H48V172H51ZM10 172V173H9ZM28 172H30V173H33L32 175H33V177H32V175L30 174V173H28ZM11 173H13V174H11ZM20 175H19V174ZM25 173H26V175H29V177L31 176V178L33 179L35 176L37 177V175L38 176H41L42 175V177H43V179H44V181H42V179H40V177H39V179L38 180H36L37 178L35 177V180L37 181H35V180H30L31 178H29L28 176H24L25 175ZM38 173V174H37ZM41 173V174H40ZM48 174V177L46 176ZM54 174L56 175L55 177H53V178H49V175H51L50 177H52V176H54ZM154 174V175H155ZM14 175V176H13ZM35 175V176H34ZM46 176V177H45ZM157 176H158V178H157ZM160 176H163V177H160ZM15 177V178H14ZM41 177V178H42ZM150 177V178H149ZM160 177V178H159ZM27 178H29V179H27ZM150 179H152V180H150ZM159 179V180H158ZM42 181V182H39L38 183V181ZM52 180H51V182H52ZM91 179H87L86 180V182L87 183H85V182H83L82 183V186L83 187H86L85 189L88 191H85L86 193H85V199L87 198V200H88V202H87V200H85V206L87 207V206H91V205H94L95 203H96V201H98V200H100L99 198H101V195H102V192H101V188L99 187V185H98V188L94 185L95 183L91 180ZM147 180V181H148ZM163 180V181H162ZM35 181V182H34ZM56 180H54V182H55ZM84 181V180H83ZM162 181V182H161ZM46 182V181H45ZM54 182H52V183H54ZM82 182V181H81ZM80 182V183H81ZM93 182V183H92ZM151 182H149V183H147L148 184V186L147 187H150L152 184H150ZM34 183H35V185H36V183H37V185H36V187H34L35 185H34ZM50 183V182H49ZM79 183V182H78ZM162 183H164V184H162ZM166 183V184H165ZM91 184V185H90ZM135 184V183H134ZM147 184H142V185H144L143 187L142 186H139L137 183H136V185H137V188L140 190L141 188V190L139 191L138 189H134L135 191H134V193H136V194H139L140 195V192L142 193L143 191H144V188L146 187V185ZM150 184V185H149ZM154 184V183H153ZM39 185V186H38ZM43 185V186H42ZM79 185H81V184H79ZM167 185V186H166ZM16 186V185H15ZM41 186V187H40ZM160 186V187H159ZM16 187V188H17ZM43 187V188H42ZM96 187V188H95ZM140 187V188H139ZM146 187V188H147ZM42 188V189H41ZM100 188V189H99ZM22 189H24L23 191H22ZM38 189V190H37ZM41 189V190H40ZM44 189V190H45ZM97 189V190H96ZM31 192H30V191ZM35 190V191H34ZM25 191V192H26ZM33 191V192H32ZM37 191V192H36ZM38 191H40L39 193H38ZM64 191H66L65 189H62V190H60V193L61 192H64ZM138 191V192H137ZM159 191V190H158ZM26 192V193H27ZM30 192V193H29ZM35 192V193H34ZM89 192H90V194H89ZM92 192H93V194H92ZM25 193V194H26ZM38 193V194H37ZM97 193V194H96ZM12 194H13V196H12ZM17 194H18V192H17ZM18 194V195H19ZM32 195V196H36V198H37V195L39 196V200H41L40 201V203H39V200H37L36 199V201H35V198L32 200V198L30 197L29 198V196L30 195ZM65 194V195H64ZM69 194V195H68ZM14 195H16V196H14ZM42 195V194H41ZM44 195V194H43ZM90 196V198L88 197V196ZM93 196V197H92ZM127 196V197H126ZM61 197V198H60ZM68 197V198H67ZM123 197H124V200H123V202H125V201H127V199L129 198V196L128 195H126V194H124L123 195ZM30 199L32 200V201H30ZM43 199V200H42ZM65 201H64V200ZM91 200V201H90ZM33 201H35L34 203L35 204H33V208L32 209H34V211H32V209H30L29 207H31V202H33ZM61 201V202H60ZM90 201V202H89ZM30 202V203H29ZM38 202V203H37ZM41 203H43V204H41ZM52 203H54V209L53 208H51V209H49V210H54V211H52V212H50L48 209L47 210H45V211H43L46 207H48V206H50V207H52ZM55 203L57 204V205H55ZM58 203H60V205H58ZM62 203V204H61ZM71 203V202H70ZM89 203H90V205H89ZM28 204H29V207H28ZM39 204V205H38ZM41 204V205H40ZM45 204V205H44ZM43 205V206H42ZM46 205H48V206H46ZM69 205V206H68ZM6 206V207H5ZM26 206V207H25ZM38 206V207H37ZM42 206V210H41V207ZM66 208H65V207ZM5 207V208H4ZM27 207H28V209H27ZM63 207V208H62ZM68 207V208H67ZM4 208V209H3ZM40 208V209H39ZM49 208V207H48ZM131 208V207H130ZM26 209L28 210V211H26ZM39 209V210H38ZM70 209V210H69ZM31 210V211H30ZM73 210V211H72ZM39 213H37V212ZM47 211V213H48V215H47V217H45V215H46V212ZM49 211V212H48ZM59 211V212H58ZM62 211H64V212H62ZM127 211V210H126ZM126 211H124L125 213H126ZM6 212V213H5ZM9 212V213H8ZM31 212V213H30ZM36 212V213H35ZM42 212H43V214H42ZM55 212L53 213V214H55ZM71 212V213H70ZM73 212V213H72ZM7 213H8V215H7ZM129 213V212H128ZM128 213L126 214V215H128ZM11 214V215H10ZM36 214V215H35ZM41 214V215H40ZM58 214V215H57ZM74 214V215H73ZM31 215V216H30ZM34 215V216H33ZM38 215H39V217H38ZM44 215V216H43ZM29 216V217H28ZM34 217V220H33V217ZM42 216V217H41ZM55 216V215H54ZM58 216H59V218H58ZM31 217V218H30ZM38 217V218H37ZM4 218V219H3ZM35 218H37V221H35L36 219ZM44 218V219H43ZM62 218H63V220H62ZM39 219V220H38ZM43 220V221H42ZM114 220V219H113ZM264 220V219H263ZM262 220V222H263V224H262V222H261V226H260V240H264V221ZM3 221H5V222H3ZM35 221V222H34ZM57 221V222H58ZM63 221V222H62ZM151 221H153V220H151ZM151 221H149L150 222V224H152V222ZM44 222H46V223H44ZM37 223V224H36ZM43 223V224H42ZM31 224V225H30ZM42 224V225H41ZM3 225V226H2ZM6 225V227H5V229H1V228H3L4 226ZM12 225H13V227H12ZM28 225H29V228L27 229V227H28ZM35 227H34V226ZM75 225V226H74ZM43 228H42V227ZM64 226V227H63ZM70 228H69V227ZM24 227V228H23ZM38 227V228H37ZM72 227V228H71ZM11 228V229H10ZM32 228V229H31ZM34 228V229H33ZM8 229V230H7ZM22 229V230H21ZM24 229V230H23ZM27 231H26V230ZM35 229H37V230H35ZM5 230H7V231H5ZM10 230H12V231H14V233L15 234H13V232L11 231L10 232ZM19 230V231H18ZM21 230V231H20ZM34 230V231H33ZM65 230V231H64ZM114 231H116L115 229H113ZM15 231H17V232H15ZM32 231V232H31ZM40 231V233H38ZM67 231V232H66ZM30 232V233H29ZM36 232V233H35ZM113 232V231H112ZM22 235H21V234ZM26 233L28 234V235H26ZM20 234V235H19ZM24 234V235H23ZM11 235V236H10ZM12 235H14L13 236V238H12ZM16 235V236H15ZM9 236V237H8ZM23 238H22V237ZM7 238H10V239H7ZM12 238V239H11ZM18 238H19V240H18ZM29 241H28V240ZM9 240V241H8ZM262 240V241H263ZM23 244V248H20V246L22 247V245H20V244ZM33 243V242H32ZM31 243V244H32ZM264 243V241L262 242V244ZM1 244V243H0ZM3 244V245H4ZM30 244V245H31ZM264 245V244H263ZM0 247H2V245H0ZM15 247L18 249H15ZM264 247V246H263ZM4 247L3 248H1V250L2 251H4V252H6L7 250L5 249ZM20 248V249H19ZM0 250V261H2V259H4L5 257V255H7V256H11V252L9 253V252H7L6 254L3 252V254H2V251ZM14 252V253H15ZM15 253V255L16 256H18V253ZM8 253H9V255H8ZM4 255V256H3ZM14 255V256H15ZM2 256L4 257V258H2ZM7 256H6V258H7ZM8 257V258H11L12 259V261L13 260H17V259H15L16 257ZM6 258H5V261H4V263L5 264H9L8 262L10 261L9 259H7L6 260ZM9 260V261H8ZM6 261H7V263H6ZM10 261V264L12 263V264H21L20 262H18V261ZM1 264V263H0ZM2 264H3V262H2Z\"/></svg>","mask_w":264,"mask_h":264}]
</instances>
